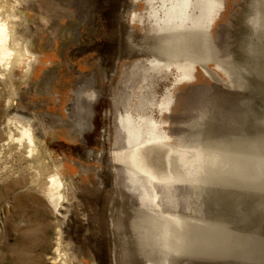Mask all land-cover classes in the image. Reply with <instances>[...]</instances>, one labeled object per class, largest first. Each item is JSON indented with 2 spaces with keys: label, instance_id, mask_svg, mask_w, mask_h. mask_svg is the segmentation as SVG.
I'll return each mask as SVG.
<instances>
[{
  "label": "rangeland",
  "instance_id": "1",
  "mask_svg": "<svg viewBox=\"0 0 264 264\" xmlns=\"http://www.w3.org/2000/svg\"><path fill=\"white\" fill-rule=\"evenodd\" d=\"M196 2L192 64L159 71L149 0H0V264H157L164 246L167 264H264V0ZM127 114L155 118L181 151L159 187L172 228L149 230L147 214L171 215L144 145L116 160L149 189L141 210L121 185Z\"/></svg>",
  "mask_w": 264,
  "mask_h": 264
},
{
  "label": "bare ground",
  "instance_id": "2",
  "mask_svg": "<svg viewBox=\"0 0 264 264\" xmlns=\"http://www.w3.org/2000/svg\"><path fill=\"white\" fill-rule=\"evenodd\" d=\"M152 6V12L150 16L156 22V32L154 43L152 45L153 59L149 60L150 65H152L155 69L164 68L162 64L167 65L168 67H177L180 70H184L185 65L192 64V61L189 60L190 57V44H189V32L192 30V25L194 21V12L196 10L197 2L196 0H149ZM8 29L4 24L0 22V48L2 47L3 56L7 57L10 55V51L5 48L8 42ZM8 45V44H7ZM8 47V46H6ZM187 57L188 60L184 63L182 60L184 57ZM176 63V64H175ZM197 63V62H196ZM11 68V66H10ZM9 66L7 69H10ZM170 69V68H169ZM186 78H189V75H185ZM135 118V117H134ZM137 121V120H136ZM10 122V121H9ZM138 123V122H137ZM141 123V122H140ZM8 123V125H10ZM13 124V123H12ZM123 125L130 131L132 136V145L135 144V131L132 132L130 129V125L128 123L127 117L123 119ZM20 127V126H19ZM137 130V129H136ZM31 131L26 129L25 127L21 130V135L23 138L28 139L29 145V153L31 156L33 155V147L34 140ZM138 133V132H137ZM13 142L18 143L22 147L23 140L16 139L12 136ZM16 139V140H15ZM170 137L165 139H159L156 141H152L144 144L145 149L141 153L143 157L146 156L147 166L151 168L149 171L152 172V177L150 180L151 185L154 187L156 191L155 202L160 210H162L165 214L171 215V218H165V221L161 222L159 218L154 217L153 213L147 214V218L149 220V230L150 231H162L164 228H170L172 222L177 221L179 219L176 218L171 213L165 212L164 208L161 206L160 202L162 196L160 194V189L164 190L165 186H171L173 188L174 177H170L168 172L172 169L173 163H168V153L171 152L173 146L169 144ZM176 148L173 147V156L174 158L177 155V152H181L180 149L176 152ZM30 157V156H29ZM165 159V160H164ZM132 184L139 188L143 194L147 193L151 196L149 189L144 186L139 180L136 174H132L130 176ZM160 187V189H159ZM63 188V183L60 181L59 177L54 176L50 179V188L48 192V197L50 201L56 206H59V203L62 201L63 196L60 191ZM171 221V222H170ZM180 221V220H179ZM181 222V221H180ZM172 228V225H171ZM168 241V240H167ZM171 257L169 250L164 246L163 248H155L154 253L150 255L148 258L151 261H155V263H159L160 259L164 260L167 264L166 259ZM163 263V262H162Z\"/></svg>",
  "mask_w": 264,
  "mask_h": 264
},
{
  "label": "crops",
  "instance_id": "3",
  "mask_svg": "<svg viewBox=\"0 0 264 264\" xmlns=\"http://www.w3.org/2000/svg\"><path fill=\"white\" fill-rule=\"evenodd\" d=\"M150 65V62L148 63ZM152 67V65H150ZM169 70L167 68H160V69H155L152 67L151 70ZM173 104V98H172V94L168 93L166 100H164V102L162 103V106H165L166 110L169 111L170 108L172 107ZM127 117L128 123L130 125V130L132 132L135 131V144L137 146H142L144 145V143H149L152 141H156L159 139H164L161 138L163 137L166 133L164 130V126L162 124H160V122H158L155 118H151V117H145V116H139V117H133L131 114H127L125 116H119L118 122L120 125V129L125 133V146L122 147L120 144V148H118L114 154H113V160L115 163L120 164L119 162H117V156H119L120 154H123L125 152H130L131 151V145H132V136L130 131L123 125V119ZM137 120V121H136ZM138 122V123H137ZM141 122V123H140ZM137 129V130H136ZM138 132V133H137ZM140 163V162H139ZM126 172V176H127V181H123L121 183V185H123V187L130 189L129 193L133 196H135L138 201H139V210L142 209L144 203V198L142 197V194L140 193L139 189H132L131 188V178L130 180H128V177H130L128 168L125 165L120 164ZM139 166V164H137V167ZM138 210V211H139Z\"/></svg>",
  "mask_w": 264,
  "mask_h": 264
}]
</instances>
